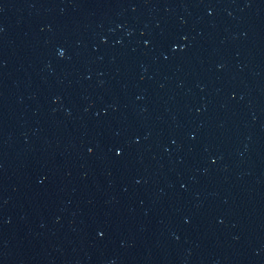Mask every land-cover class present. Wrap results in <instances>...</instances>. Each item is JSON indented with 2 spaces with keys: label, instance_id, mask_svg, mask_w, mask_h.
<instances>
[{
  "label": "water",
  "instance_id": "95a60500",
  "mask_svg": "<svg viewBox=\"0 0 264 264\" xmlns=\"http://www.w3.org/2000/svg\"><path fill=\"white\" fill-rule=\"evenodd\" d=\"M0 264H264V0H0Z\"/></svg>",
  "mask_w": 264,
  "mask_h": 264
}]
</instances>
